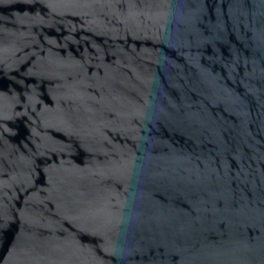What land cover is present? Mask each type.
Masks as SVG:
<instances>
[{
    "label": "water",
    "instance_id": "95a60500",
    "mask_svg": "<svg viewBox=\"0 0 264 264\" xmlns=\"http://www.w3.org/2000/svg\"><path fill=\"white\" fill-rule=\"evenodd\" d=\"M0 264H264V0H0Z\"/></svg>",
    "mask_w": 264,
    "mask_h": 264
}]
</instances>
